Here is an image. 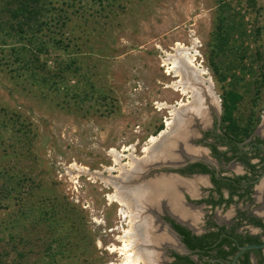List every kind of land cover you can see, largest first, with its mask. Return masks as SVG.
Masks as SVG:
<instances>
[{
	"label": "rangeland",
	"instance_id": "374dc122",
	"mask_svg": "<svg viewBox=\"0 0 264 264\" xmlns=\"http://www.w3.org/2000/svg\"><path fill=\"white\" fill-rule=\"evenodd\" d=\"M39 1L48 25L33 40L0 31V111L17 119L0 130V180L13 177L19 190L0 194V262L124 264L118 249L130 239L120 232L123 207L111 199L123 179L114 182L116 173L103 166L128 146L142 173L151 164L175 166L197 139L185 135H198L195 124L205 130L210 115L218 124L222 95L232 89L243 96L236 115L261 116L264 132V0H225L226 24L242 21L245 35L230 37L217 60L211 50L220 0ZM57 14L63 24L50 20ZM177 45L205 72L201 117L191 114V93L181 94L170 70ZM24 47L38 58L36 77L24 75L12 51ZM177 108L185 118L173 117ZM171 120L175 128L167 129ZM162 131L164 139L150 145ZM160 145L163 151L154 148Z\"/></svg>",
	"mask_w": 264,
	"mask_h": 264
},
{
	"label": "flooded vegetation",
	"instance_id": "af4514ba",
	"mask_svg": "<svg viewBox=\"0 0 264 264\" xmlns=\"http://www.w3.org/2000/svg\"><path fill=\"white\" fill-rule=\"evenodd\" d=\"M197 121L201 123L194 120ZM262 121L260 116L252 135L236 145L239 153L234 157L230 147L215 138L220 134L221 119L220 124H215L210 115L204 119L209 124L205 130L199 132L195 124L198 135L193 131L185 135L197 139L186 152H180L175 166L166 162L162 166L151 164L145 174L136 165L138 169L132 173L123 161L136 159L134 146L120 150L127 152L120 158V166H127L129 171L127 179L117 175L115 168L119 166L113 156L109 167L103 166L116 173L112 175L114 182L128 180L129 185H124L129 190L138 188L137 198L133 199L131 191V199L136 214L132 244L139 264H264V248L241 253L246 246L264 243V229L257 224L264 225V132L259 129ZM212 147L226 155H215ZM189 150L197 154L188 157ZM202 167L207 172L199 171ZM214 180L219 184H214ZM121 209L129 214L120 223L124 235L123 227L131 226L130 212L123 207L118 215Z\"/></svg>",
	"mask_w": 264,
	"mask_h": 264
},
{
	"label": "trees",
	"instance_id": "16d2710c",
	"mask_svg": "<svg viewBox=\"0 0 264 264\" xmlns=\"http://www.w3.org/2000/svg\"><path fill=\"white\" fill-rule=\"evenodd\" d=\"M246 1L249 3V5H254V0ZM39 2V0H0V31H4L7 28L10 32L18 36L20 40H25L28 38L33 40L36 35H38V33H40L41 30L48 25V20H44L46 13H44V9L39 4ZM230 6L231 5L228 4L225 0H220L219 2V17L216 24V31L213 36V47L211 50L213 60H217L221 55L227 52V42L230 37H234L237 34L238 36L245 35L242 21L238 22L234 17H231L230 24H226L228 17L225 16V12L230 10ZM4 17H8L9 21L3 22ZM56 17L57 18L52 17V19L50 18V20H53L55 24H58L59 22H61L62 24L64 23L63 16L57 14ZM12 51L17 55L16 59L18 60V63L22 64L21 71L24 73V75L36 77L37 71L32 70L33 68H31L35 64V62L37 63L38 61L35 53L34 55L33 52L29 54L25 47L21 49V53L19 52L20 50L17 49H13ZM38 51L42 52V48ZM27 54H29L30 56L26 58ZM70 64H67L66 67L71 68ZM232 67L233 66L231 65V63L224 65V68L227 71H231L233 69ZM54 75V79L57 80L59 78V74L54 73ZM223 79H226V75L223 77ZM261 80H264V76L261 77ZM242 100V94L235 92L233 89L223 94L221 99L222 116L220 124V134L216 135L215 138L219 141L221 140V144L230 147L229 151L231 150V152L233 153V156L231 157L238 155L239 151L236 148V145L247 140L252 135L253 131L260 121V117L257 116L256 118H254L253 114L249 115L247 119H243V117H239L236 115L238 110L237 107ZM0 112H3L0 113V130L3 126L6 131L7 127H9L7 125V122L10 121L11 124L14 125L13 123H16L17 119H15V116L10 117L9 119H5L3 118L7 116L5 111L2 110ZM256 141L257 143H261L259 140ZM211 149L215 155H226V153L220 154L216 147H212ZM253 167L254 166H251V168ZM199 171L207 172V170L203 167ZM4 174V171H0V177ZM14 183L15 179L13 177H6L4 181L0 180V194L3 195L4 199L8 198L9 196L15 197L17 191L19 192L17 188L18 182L15 184ZM213 183L219 184V182L216 180H214ZM220 202H222V198L219 203ZM257 224L264 229L263 224H261L260 222H258ZM246 240L252 242V240L249 238H246ZM201 243L203 242L201 241ZM14 264L20 263L15 262Z\"/></svg>",
	"mask_w": 264,
	"mask_h": 264
},
{
	"label": "bare ground",
	"instance_id": "6f19581e",
	"mask_svg": "<svg viewBox=\"0 0 264 264\" xmlns=\"http://www.w3.org/2000/svg\"><path fill=\"white\" fill-rule=\"evenodd\" d=\"M185 50L180 45H177V47L175 48V52H176L175 55H172L171 56V58L173 60L171 61L172 62V65L170 67V70H172L175 73H178V76L180 77L179 82H178V85L180 87H182L180 89L181 94L182 95L183 94L185 95V94L189 93L188 91H190V93H191L190 98L192 99V101L191 102H188V104H189L188 106H189V108H191L190 109V111L192 112L191 114L194 117H201V115L203 114V112H202V109H203V106H202L203 105V102H202L203 101V95L209 93V90L206 91L202 87H200L201 86L200 85L201 84L200 83L201 81L199 80V78L201 76H203L205 74V72H203V71H197L196 69L193 68V64H192L193 59L192 60H189L187 58L186 51ZM181 104H178V105L179 106H182ZM174 111H173V115H174L173 117L174 118H177V119L178 118L179 119L185 118L186 115L183 114L184 112H182L180 114H177ZM178 123H180V121ZM172 125H173L172 120H171V122H169V121H166L165 122V126L167 127V129H170V127H173ZM173 128H175V127H173ZM162 133H165V132L162 131ZM157 141H158V138L151 137L150 138V145L151 144L154 145ZM150 148H151V146H150ZM150 148L147 147L144 150V152H147V153L150 152L149 153V156H152V154L154 153L155 150L154 151L153 150L150 151ZM167 154H169L171 156V153L169 151H168ZM180 155H182V153H180ZM119 156H121V155L118 154V156H117L114 153V160H115V162L117 164H119V161H120V159H119L120 157ZM149 156H147V157H149ZM166 156H168V155H166ZM134 160H133L134 165H131L132 163H129L128 164L129 165L128 166L129 167V170H130V172L132 171V173L135 172V170L138 169L136 167V164L137 163H135L136 160L135 161ZM157 166H161V165H157ZM120 169H121L120 171L122 172V173L120 172L121 173V176H122V179H125V178L127 179V175H129V171L122 170L121 167H120ZM119 182H117L116 185H115L116 191H115L114 195L111 197V199H112L113 202H116L121 207H125L130 212V216H129V221L130 222H129V224L131 226H130V228L127 229V231L125 232L124 237H123V238L130 239V242L128 243V241L126 239L125 241H123L122 247L120 249H118V250L121 252L122 255H125V259L123 261L124 264H139V261L137 259L138 257L135 254V251L133 249V246L134 245L132 244V243H134L133 242V238H134L133 235L135 234L134 233V229H133V227H135V226H133V219L136 218L135 217L136 214L133 213V211H134V208H133L134 201L131 199V191L133 192V196H134L133 199L137 198L136 191H137L138 188H136V189H133L132 188L131 190H129L128 187L126 185H124L125 183H123L122 181H119ZM120 215L122 217H126L129 214H127V211L120 210ZM115 250L116 249L111 248V251H115ZM140 257H141V255H140ZM140 259H142V258H140ZM145 263H143V264H145Z\"/></svg>",
	"mask_w": 264,
	"mask_h": 264
},
{
	"label": "water",
	"instance_id": "95a60500",
	"mask_svg": "<svg viewBox=\"0 0 264 264\" xmlns=\"http://www.w3.org/2000/svg\"><path fill=\"white\" fill-rule=\"evenodd\" d=\"M177 111V114H180V112L182 111V109L179 111V108L176 110ZM182 113V112H181ZM161 134V135H160ZM159 134V137H158V141H159V138H161V139H164V137L166 136V135H164V133H160ZM166 139V138H165ZM161 141V140H160ZM156 150H159V151H163V149H162V147H161V145L158 147L157 146V148H156V146L154 147ZM257 248H264V243L263 244H260V245H250V246H246V247H244V248H242V250H241V253H243V252H245V251H247V250H251V249H257ZM240 253V254H241ZM239 254V255H240Z\"/></svg>",
	"mask_w": 264,
	"mask_h": 264
},
{
	"label": "crops",
	"instance_id": "0c3cea01",
	"mask_svg": "<svg viewBox=\"0 0 264 264\" xmlns=\"http://www.w3.org/2000/svg\"><path fill=\"white\" fill-rule=\"evenodd\" d=\"M263 192H264V190H263Z\"/></svg>",
	"mask_w": 264,
	"mask_h": 264
}]
</instances>
